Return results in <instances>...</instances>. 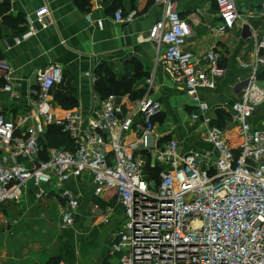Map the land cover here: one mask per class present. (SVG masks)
<instances>
[{"label": "built area", "instance_id": "obj_1", "mask_svg": "<svg viewBox=\"0 0 264 264\" xmlns=\"http://www.w3.org/2000/svg\"><path fill=\"white\" fill-rule=\"evenodd\" d=\"M155 1L163 14L149 29L148 39L198 104L192 119L213 146L211 153H182L176 138L156 135L163 105L149 90L126 116L120 114L114 95L101 101L98 115L90 121L80 111L57 116L50 94L64 75L60 66L50 65L35 72L39 90L32 97L33 124L24 121L19 134L22 124L0 110V150L9 152L0 159V204L20 199L30 185L35 198L41 199L48 193L46 184L62 187L66 180L90 171L96 193L116 190L124 208L119 239L112 244L123 252L121 264H264V123L256 126L251 119L264 99V83L256 74L264 66V29L255 35L254 73L240 82L241 97L229 104L231 126L224 128L212 123L211 104L200 96L203 89H214L225 73L218 54L210 50L203 57L207 68L197 67L198 60L186 48L192 28L181 16L178 1ZM217 5L222 21L209 29L222 34L235 26L241 13L236 0H217ZM49 13L43 6L36 16ZM257 15L264 18V3ZM134 17L135 12H115L121 23ZM86 18L93 22L91 12ZM96 24L103 28L101 19ZM0 70L11 80L13 70L5 60L0 59ZM87 76L96 81L90 72ZM5 89L11 91L12 85ZM136 116L141 118L140 131L134 141L125 142L123 135L133 129ZM52 125L69 133L74 145L51 148L42 159L41 138ZM228 128L237 129L240 141L235 147L225 138ZM61 195L66 200L62 223L67 227L74 222L79 199L67 189Z\"/></svg>", "mask_w": 264, "mask_h": 264}, {"label": "crops", "instance_id": "obj_2", "mask_svg": "<svg viewBox=\"0 0 264 264\" xmlns=\"http://www.w3.org/2000/svg\"><path fill=\"white\" fill-rule=\"evenodd\" d=\"M177 1L181 16L192 28L186 48L198 60L197 67L207 68L203 57L213 49L225 68V73L216 79V87L203 89L200 96L211 104L212 123L227 127L232 119L229 104L241 97L240 82L254 73L258 41L255 35L264 29V18L257 12L264 0H236L241 17L222 34H213L209 29L222 21L217 0ZM43 6L50 13L38 18L36 11ZM119 9L125 16L135 12L134 20L116 21L115 12ZM89 12L93 22L86 18ZM162 14L163 7L155 0H0V59L13 70L11 80H6L0 70L1 113L22 124L19 134L25 128L24 121L33 124L32 97L39 90L35 72L58 65L64 81L55 85L50 94L55 114L80 111L90 121L98 115L104 99L96 90V83L109 74L107 78L128 87L125 92L110 94L116 97L122 116L149 90L163 105L156 120V135L163 140L176 138L182 153H211L213 146L205 141V132L192 119L198 104L173 74L162 51L158 52L148 39L149 29ZM97 19L103 21V28L96 24ZM29 32L33 34L26 37ZM88 72L96 77L95 82L87 76ZM256 74L264 83V66ZM7 84L12 85L11 91L5 89ZM59 93L74 98L76 105L64 107L58 101ZM213 111L227 113V117L214 116ZM251 119L256 126L264 123V99ZM52 127L63 131L57 125ZM140 128L141 118L136 116L133 129L123 135L124 141H134ZM50 130L41 138L42 159L48 158V151L55 148L47 145ZM232 131L237 129L227 130ZM69 138L70 146L58 148H73L70 135ZM234 139L237 146L238 135ZM4 155L9 156V152L0 150V159ZM45 187L48 193L41 199L35 198L30 185L20 199L0 204L3 264H121L123 252L112 248L125 217L116 190L105 189L97 194L90 171L66 180L62 187L53 182ZM63 189L79 199L74 222L67 227L62 223L66 201L61 195Z\"/></svg>", "mask_w": 264, "mask_h": 264}, {"label": "trees", "instance_id": "obj_3", "mask_svg": "<svg viewBox=\"0 0 264 264\" xmlns=\"http://www.w3.org/2000/svg\"><path fill=\"white\" fill-rule=\"evenodd\" d=\"M107 77H109V74L107 75ZM107 77L101 78L96 83V90L104 95V98H106L110 94L120 93L121 91L125 92L128 90L127 85H125L123 82H120V84H118V82H115L112 78ZM58 99L60 104H62L64 107L72 108L76 105V103L74 102V98H70L63 93H59ZM219 125L221 126V124ZM51 127L52 126H50L48 129L50 130ZM47 139V145L49 147L58 148L61 146L68 147L71 145V139L69 138V135L66 132H63L62 130L55 127L51 128L50 132L47 134ZM157 173L158 170H155L154 175L157 176Z\"/></svg>", "mask_w": 264, "mask_h": 264}, {"label": "rangeland", "instance_id": "obj_4", "mask_svg": "<svg viewBox=\"0 0 264 264\" xmlns=\"http://www.w3.org/2000/svg\"><path fill=\"white\" fill-rule=\"evenodd\" d=\"M213 115L214 116H222V117H227V113L224 115V113H222L221 111H213ZM231 115V114H230ZM230 115H228V119L230 118ZM227 127H230L231 125L227 124ZM225 128V127H224ZM228 130V129H227ZM237 135V131H232L231 133L226 132L225 138L228 141V143L230 144L231 147H234L236 145L235 139L234 137ZM37 203V202H36ZM40 204V203H39ZM10 206H8L9 208ZM9 210V209H8ZM1 211V210H0ZM31 223V222H30Z\"/></svg>", "mask_w": 264, "mask_h": 264}]
</instances>
